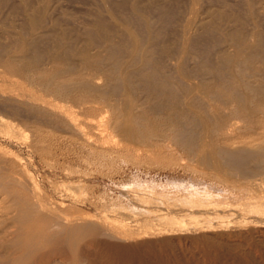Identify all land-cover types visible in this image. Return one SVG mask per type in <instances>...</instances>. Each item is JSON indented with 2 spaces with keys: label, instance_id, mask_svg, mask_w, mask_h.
Wrapping results in <instances>:
<instances>
[{
  "label": "rangeland",
  "instance_id": "1",
  "mask_svg": "<svg viewBox=\"0 0 264 264\" xmlns=\"http://www.w3.org/2000/svg\"><path fill=\"white\" fill-rule=\"evenodd\" d=\"M141 20L152 23L151 32L158 36L154 57L164 52L159 59L165 71L176 78L175 68L182 66L193 75L186 84L197 87L209 81L204 63L215 65L221 56L233 55L238 38L264 34V0H0V92L6 94L17 85L16 94L53 100L63 110L78 113L75 121L84 123L79 128L94 135L87 133L84 142L78 141L45 125L48 129H41L45 141L35 146V119L26 113L22 117L21 109L22 113L18 108L0 107L1 118L17 131L12 141L0 136V148L20 159L18 168L37 183L41 198L60 205L67 219L95 224L117 237H98L95 246L88 243L89 237L83 238L80 264H264L262 189L254 198L238 196L242 197L238 202L229 196L222 203L224 209L216 214L212 210L190 212L182 201L190 180L203 179L205 185L210 182L225 191L234 186L243 191L259 177L243 179L240 173L227 170L223 173L237 179L225 185L198 177L171 142L154 139L156 144L143 145L115 134L109 131L112 113L95 120L89 114L84 116L77 106L41 93L39 82L9 74L3 67L12 60L41 72L61 69L58 79L74 82L76 93L87 97L107 93L106 102L123 109L122 93L112 94L107 70L89 66L86 60L106 59L105 39L109 38L112 44L124 46L117 56L121 70H137L129 65L130 46L123 33L128 29L141 37ZM132 98L140 107L144 106L140 103H151L139 86ZM98 119L104 124L101 121L92 133L88 125ZM194 164L203 173L212 172ZM251 206L257 208L249 209ZM120 224L127 230H117ZM70 261L66 254L65 264Z\"/></svg>",
  "mask_w": 264,
  "mask_h": 264
},
{
  "label": "bare ground",
  "instance_id": "2",
  "mask_svg": "<svg viewBox=\"0 0 264 264\" xmlns=\"http://www.w3.org/2000/svg\"><path fill=\"white\" fill-rule=\"evenodd\" d=\"M162 16L164 19L167 15ZM151 24L146 20L140 21L145 33L141 37L124 29L123 37L127 39L125 43L130 46L129 65L137 66V70L128 73L125 69L121 70L117 56L123 53L124 46L112 44L109 38L105 39L106 59L86 60L89 66L107 70V81L112 87V94L122 93L125 104L123 109L110 106L106 102L107 93L97 97L76 93L74 82L58 79L57 74L61 69L56 68L52 73L41 72L36 68L30 69L26 62L12 60L5 61L3 67L9 74H18L39 82L38 90L41 93L77 106L79 113L84 116L89 114L95 120L103 113H112L108 129H112L111 132L115 134H123L143 145L154 139L171 142L176 150L178 148L186 156L187 162L192 165L190 169L198 177L210 178L222 185L236 182L237 178L232 174L223 173L227 170L237 172L236 175L240 173L243 179L259 177L247 183L248 186L243 191H237L235 186L234 189L228 188L229 191H225L210 182L205 185L203 179L190 180L184 197L182 196L188 211L198 209L207 214L212 210L216 214L224 209L222 203L231 195L237 202L242 199L238 196L254 198L255 194L258 195L257 191H264V34L253 33L248 39L238 38L234 42L233 55L221 56L215 65L211 61L204 63V73L205 76L208 75L209 81L207 79L208 82L193 87L185 82L191 81L193 75L182 66L175 68L176 78L173 77V72L170 74L165 71L159 59L164 52L155 59L158 36L151 32ZM107 60H111L109 65L106 64ZM138 86L151 101L148 106L140 103L144 105L140 107L132 98ZM13 88L6 94L0 92V107L2 110H6V107L13 108V111L21 109L22 115L26 113L27 117L35 119L37 123L32 120L36 123L34 127L37 130L35 137L38 142L35 146L45 141L41 132L45 125L77 140H83L85 134L89 133L81 130L84 123L80 125L76 122L75 116L78 115L75 114L78 113H74L75 111H68L64 106L67 113L55 101H45L35 94L17 93L22 95L19 97L15 93L18 86L13 85ZM94 120V123L88 125L93 130L92 133L103 122L102 119H98L97 123ZM7 122L0 116V136L12 141L16 139L17 131H14L12 123ZM233 134L235 135L232 136ZM86 140L85 143L91 145ZM18 159L11 152L0 148V264H65L66 254L71 256L70 264H80L83 238L89 237L88 243L93 246L97 245L95 239L98 237L117 238L95 224L81 219H67L60 205H53L54 202L52 204L41 198L37 183L27 171L18 168ZM194 163L204 166L205 171L212 172H200ZM255 208L257 207H249L252 210ZM120 225L117 230H127L125 225ZM156 231L161 233L171 230H153Z\"/></svg>",
  "mask_w": 264,
  "mask_h": 264
}]
</instances>
